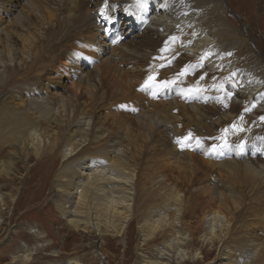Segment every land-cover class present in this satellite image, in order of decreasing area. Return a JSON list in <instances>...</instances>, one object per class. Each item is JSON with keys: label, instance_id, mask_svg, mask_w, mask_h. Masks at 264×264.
<instances>
[{"label": "rangeland", "instance_id": "rangeland-1", "mask_svg": "<svg viewBox=\"0 0 264 264\" xmlns=\"http://www.w3.org/2000/svg\"><path fill=\"white\" fill-rule=\"evenodd\" d=\"M5 1L0 0V50H4V43L1 39H4V31H8L12 35L11 38L14 47L16 46L18 56H22V42L18 34L22 32L13 25V20L11 19H13L14 14L11 7L3 4ZM26 1L21 0L19 10L23 8ZM222 1L223 8L227 13L225 17L228 16L229 18H224L221 11L217 12L219 15L221 14V23L229 31V34L232 36L240 35L239 38L245 39V43L248 46L246 50H240L241 53L233 50L232 57L237 60L236 64L239 61L245 65H254L261 60L264 61V0ZM44 7L50 11V8ZM130 7L131 5H128L125 10L116 8L114 13L116 14L117 12L118 18L115 21L111 20L113 12L108 14V9L100 11L105 21L103 26L108 30L107 39H102L99 35L100 33L94 28L78 29L79 31L71 30L67 33L63 31L61 24L58 25L54 22L43 39L36 41L33 51L30 52V55H32L30 58H32L23 60L22 70L13 74L14 77L10 80L12 83L10 82V85H7V87L9 86L8 88L5 86V91H2L4 90V85L0 87V96L2 97H0V131H2L0 132V136L2 135L0 138H3V142L1 140L2 143L0 144V163L7 158L11 150L9 144L4 141L7 136L12 135L10 133H12L13 124L8 121V115L14 110L11 115H20V122L25 119L23 120L24 122L28 120L31 123L37 121L39 114L42 116V112L29 110L26 107L27 102H24L28 100L26 94L18 92L16 98L2 103L3 96L9 90L38 89L44 94L43 96L46 97L50 106L53 107H56L62 99L66 101L70 100V97H74L76 104L78 103L79 107L81 106L82 109L87 110L93 119L96 120L98 118L96 121L103 122V125L113 134V139L117 138L121 145H127L125 137L127 133L130 134L135 142L130 143L132 155H128L127 160H132L133 157L135 159L132 161L136 162L135 168H137L138 183L142 182L143 185L148 187L151 185L150 181L152 182L163 176L164 184L167 186H163L164 191L173 186L180 192L185 214L184 224L187 232L191 233L193 238V241L184 247L190 253L193 251L200 253L202 258L194 260L188 258L181 263L174 262L172 264H210L214 261H216L215 264H220L222 262L217 263L221 257L220 249L222 243L215 241L213 245H210L205 244L201 239L206 233L203 226L204 216L213 209L216 210L219 206L223 210L225 208L213 196L212 191L215 189L224 193L223 196L225 198L229 199V193L231 192L236 196L235 199H238L236 201L239 203V211L233 210L234 206L231 200L226 201L231 213L226 212L225 214L231 219L232 227L225 242H228L227 245L230 249L228 251L232 254L233 259H238L239 262L242 261V257L239 254L246 250V245L251 239L255 241L254 243L260 244L257 246L259 250L253 264H264V185L257 182L252 176H247L243 172L244 168L242 166L239 169H243H238L239 172L229 174L223 168L215 165V163L224 158L220 154L230 155V158L236 160V163L255 159L258 164L264 165V126H260V119L257 118L258 115L254 110L249 111V109H246L248 96L245 95L244 98H241V95L239 97L236 94L237 85L233 77L227 78L220 70L211 71L204 61H200L199 57H185V60L181 53L175 54V56L172 51L168 52L172 48L169 46H174L172 45L174 42L171 43V41H175L171 38L175 37L174 34L168 38L154 36L153 39L151 37V40L154 41L155 50L153 52L158 53L156 55L158 57L156 58L155 56L152 60V62L155 61L153 64L151 61L146 66V63L137 66L130 65L129 67H119L116 64L122 70L124 78L130 75H139V79L147 80L153 74L159 84L165 80L173 81L174 78L172 77L174 75L176 77L174 84L166 88L150 87L147 90L133 88L131 91L121 89L120 87L122 86L112 87L110 85L111 82L108 81L109 79H106L109 74L104 70L105 61L107 59L118 61V57H114L119 54L117 47L122 44L126 46L136 43V45H142L143 41L147 40V36L143 33L146 32V29L138 28L135 23H132L131 29L127 28L128 25L125 24L127 23L126 17H132L133 15L129 14ZM4 8L11 14H7ZM97 10L95 9L94 13ZM43 14L47 18L48 15L46 13ZM118 23L119 26H116ZM133 26L135 27L133 28ZM56 29L59 32L63 31L58 39L53 35ZM131 30L134 32H131ZM130 33L133 34L131 35ZM222 39L225 42L228 40V44H231L232 37L230 39L223 37ZM161 54H164V56ZM95 67H100L99 79L103 86L101 93H105L104 101L97 103L92 101L86 93L87 88L85 84L79 83L78 76L79 73L83 76L91 74ZM185 70H187L186 75L180 76L178 74ZM167 71L168 74L166 73ZM109 77L113 78L112 76ZM113 79L115 80V78ZM195 88L200 90L190 91V89ZM235 98L240 99L241 102H235ZM137 99H140L141 102H138ZM174 99L178 101V106L170 110V114L168 112H166L167 114L165 113L167 117L170 115L168 117L170 122H166L167 126L169 125L168 129L163 131L164 128H161L160 132L150 133V137L145 138L144 131L139 128L136 122V116L143 112L152 113V110L157 109V107L162 109V105L166 103L164 106H168V100ZM190 103L198 107L197 112L184 106H191L192 104ZM138 105H143L144 108L142 106L137 107ZM153 105L157 107L154 106L153 108ZM40 126L42 128L48 127L49 130L53 129V125H50L52 128H49L45 121H41ZM118 126L122 127L123 131ZM238 126L243 131L241 136L235 137L236 140H234L236 142L232 146V152L227 154L226 149L228 147L217 146L222 145V137L226 138L230 145L231 140H233L231 136L238 134ZM127 129L128 131H125ZM189 133H191V138L185 139L189 136ZM197 140L200 143H197ZM240 145H243V147H240ZM214 148L216 149L215 151L213 150ZM244 149L245 152H243ZM177 157H181L178 158L180 160ZM179 161L184 164H180ZM45 162V164H42L44 161H36L35 158H32L30 160L31 168L29 167L28 169H25V166L18 162V171L13 176L15 179L14 183L11 182V186H8V179L0 175V185L3 191L7 194L11 193L13 196L17 195L16 202H12V199H9L4 208L0 207V212L3 215V226L1 225L0 227V264L8 263L12 250H16L21 242L31 246L35 244L36 241L30 234L31 226H38L46 232L48 235L47 240L50 241L53 247L62 250L61 257L64 258V256L66 257L73 253H77L78 256L87 254L89 255L87 259H92L90 261L91 264H100V260L92 256L93 249L91 247L80 248L81 245L87 246L91 243V238H95V236L90 237V235L86 236L70 231L66 228L64 220L56 211L55 199L50 197V187L54 173L53 171L50 173V163ZM189 165L190 169L187 167ZM57 168L58 166H55L54 170H57ZM145 174H148V177ZM151 176H153L152 179ZM46 179L47 181L45 182ZM42 181L45 185H42ZM18 199L21 200L19 201ZM18 201L19 203H17ZM161 202L162 197L160 198L159 196V198L151 200L149 204L154 203L159 206ZM138 222V220H135L132 223L127 236L125 235L124 237L128 246H123L122 237L106 236L99 242L101 252L106 258L105 263L145 264V260H143L145 257L154 259L157 248L162 245L161 243L164 242L165 238L155 235L148 240L145 250H135L137 243L140 241L137 231ZM35 253L36 256L34 257L37 264H47L54 259L48 256L51 253L49 251L38 252L35 250ZM140 254H143L144 257Z\"/></svg>", "mask_w": 264, "mask_h": 264}, {"label": "bare ground", "instance_id": "bare-ground-1", "mask_svg": "<svg viewBox=\"0 0 264 264\" xmlns=\"http://www.w3.org/2000/svg\"><path fill=\"white\" fill-rule=\"evenodd\" d=\"M3 4L11 7L14 14L13 19H11L13 20V25L18 27L22 32L21 34L18 33L22 42V56H18L16 46L14 47L13 45L11 33L4 31V39H1L4 43V50H0V87L4 85V90L2 91H5V86L10 85V80L14 77L13 74L22 70L23 60L25 61L32 56L30 52L33 51L34 44L37 40L43 39L54 22L58 25L61 24L63 31L67 33L71 30L94 28L100 33L98 34L102 39H107L108 30L103 26L105 21L100 11L108 9V14L113 12L111 20L115 21L118 15H116L117 12L116 14L114 13V10L116 8L125 10L128 5H131L129 14L133 15L132 17H126L127 23L125 24L128 25V29H131L132 23H135L138 28L146 29V32L143 33L147 36V40L143 38L142 45H136L137 43H133L134 45L131 46L119 45L120 47H117L119 54L114 57H118L119 60L112 61V59H107L105 61L104 70L109 74L106 79H109L108 81L111 82L110 85L112 87L122 86L120 87L121 89L130 91L133 88L147 90L143 88L146 79H139V75H130L124 78L122 70L116 64L119 67L144 65V63H146V66L147 64L149 65L148 62L150 61L153 64L155 61L152 62V60L158 53L153 52L155 50L153 46L154 41L151 40V37L153 39L154 36L168 38L174 34L176 39L175 41H171V43L174 42L172 44L174 46H169L172 48L166 51L169 53L172 51L173 55L181 53L184 56L183 59L185 57H199L200 61H204L211 71L220 70L227 78L233 77L237 85L236 94L238 96L241 95V98H244L245 95L248 96L246 109H249V111L254 110L258 115L257 118L260 119V126H264V61L261 60L254 65H245L239 61L236 64L237 60L232 57L233 50L241 53L240 50H246L248 46L245 43V39L239 38L240 35L232 36L229 34V31L221 23V14L219 15L217 12L221 11L224 18H229L228 16L225 17L227 13L223 8L222 0H27L20 10L21 0L5 1ZM44 6L50 8V11ZM95 9H98L96 13H94ZM44 10L48 12H44ZM5 12L11 14L7 10ZM43 13L48 15L47 18H45ZM117 25L119 26V23ZM62 32L56 29L53 35L58 39ZM131 32L134 31L131 30ZM223 37L227 39L232 37L230 42L232 47L231 44H228V40L225 42L222 39ZM164 54L161 55L164 56ZM99 73H101L100 67H95L91 74L89 73L85 76L81 73L78 74L79 83L85 84L87 88L86 93L95 103L104 101L105 97V93H101L103 86L99 79ZM166 73L168 74V71ZM109 76L115 78L116 81ZM172 78L175 79L176 77L173 75ZM75 90L77 89L75 88ZM18 92L26 94V97H28V100L24 101L25 103L27 102L26 107L29 110L42 112V116L39 114L37 121L32 123L31 121L28 122V120L24 122L23 120L25 119L20 122V115H11L14 110L13 112L11 111L12 113L8 112L11 113L8 115V121L13 124V128L9 127L12 128V133H10L12 135L8 134L9 136L4 141L9 144L11 150L7 155V160L5 159L0 163V175L8 179V186H11V182L14 183L15 178L13 176L18 171V162H21L25 166V169L30 167V160L32 158H35L36 161H44L42 164H45V161L49 162L50 173L51 171L54 173L50 187V197L55 199L56 211L60 214L66 228L70 231L86 236L90 235V237L95 236V238H91V243L87 246L81 245L80 248L91 247L93 249L92 256L96 259L98 258L100 264L107 263H105L106 258L101 252L99 242L106 236L122 237L123 246H128L124 237L125 235L127 236L135 220L139 221L137 231L140 237L135 250H145L148 240L155 235L165 238L164 242L161 243L162 245L157 248L154 259L147 257L143 259L145 260V264H172L174 262L181 263L188 258L193 260L202 258L200 253L195 251L190 253L184 247L192 242L193 238L191 233L187 232L186 225L184 224L185 214L180 192L173 186L164 191L165 180L163 176L158 177L152 182L150 181L151 185L148 187L143 185L142 182L138 183V173H136L137 168H135L136 162L132 161L135 159L133 157L132 160H127V156L132 155L130 143L135 142L130 134L125 133L127 145H121L120 141H117V138L113 139V134L103 125V122L96 121L98 118L96 120L93 119L87 110L82 109L81 106L79 107L78 103L76 104L74 97H70V100L66 101L61 98V102L56 107H53L50 106L46 97L43 96L44 94L38 91V89L23 88L21 91L9 90L3 96L4 99L1 102L13 100L17 97ZM235 99V102H241L240 99ZM137 101L139 102L140 99H137ZM168 101V106H164L165 103L162 105V109H158L156 105H153V108L156 106L157 109H153L152 113L143 112L138 115L136 114V122L139 128L144 131L145 138H149L150 133L160 132L161 128H164L163 131L168 129L169 125L167 126L166 122H170L168 121L170 115L167 117L166 112L170 114V110L178 106L177 100ZM150 104L152 106L151 102ZM190 104L192 105L184 106L197 112L198 107L193 106V103ZM4 106L6 105L4 104ZM141 106L143 107V105ZM141 106L138 105L137 107ZM4 108L6 109V107ZM41 121H45V124L49 125V128H52L50 125H53V129L49 130L48 127L42 128L40 126ZM121 130L123 131V129ZM125 131H128V129ZM242 131L239 127L238 134H232L233 140H230L233 144L229 142L230 147L226 149L227 154L232 152V146L236 142L235 137L241 136ZM2 139L0 138V144L3 142ZM243 152H245V149ZM220 156L224 158L215 163V165L223 168L224 171L229 174H235L239 172L238 169L242 166L244 168L243 172L247 176H252L257 182L264 185L263 164H258L255 159L253 161L243 160L242 163H236V160L231 159L230 155L225 156L220 154ZM179 162L180 164H184L181 161ZM55 166H58L57 170H54ZM187 167L191 168L190 165ZM42 185H45L43 181ZM212 194L225 208L223 210L219 206L216 210L213 209L204 216L203 226L206 233L201 237L202 241L210 245H213L215 241H219L220 244L222 243L220 249L221 257L217 263L222 261L220 264H253L259 250L257 246L260 244H256L254 240L249 239L246 250L239 254L242 257V261L239 262L238 259H233L232 254L228 251L230 250L227 245L228 242H225L232 227L231 219L225 214L226 212L231 213L226 201L231 200L234 206L233 210L239 211V203L236 201L238 199H235L236 196L231 192L229 193V199L225 198L223 196L224 193L219 192L217 189L212 191ZM16 196L4 192L0 185V207L4 208L9 199H12V202H16ZM159 196L160 198L162 197L161 205L149 204L151 200L159 198ZM18 200L20 201L21 199ZM2 216L0 212V227L3 222ZM30 234L36 241L35 244L31 246L21 242L16 250H12L10 259L6 264H37L34 257L36 256V253L34 254L35 250L38 252H51L48 256L54 259L47 264H91L90 261L92 259L88 260L89 255L87 254L78 256L77 253H73L66 257L64 256V258L61 257L62 250L55 249L50 241L47 240L48 235L46 232L38 226H31ZM140 255L144 257L143 254ZM215 263L216 261L210 264Z\"/></svg>", "mask_w": 264, "mask_h": 264}, {"label": "snow or ice", "instance_id": "snow-or-ice-1", "mask_svg": "<svg viewBox=\"0 0 264 264\" xmlns=\"http://www.w3.org/2000/svg\"><path fill=\"white\" fill-rule=\"evenodd\" d=\"M175 39L176 38L173 37V40H175ZM186 72H187V70H185L184 72L179 73V75L180 76H184V75H186ZM174 83H175V80H173V81H167V80H165V81L160 82L158 84L157 83V80H156V76L150 75L148 77V79L144 82L143 88H145V89L150 88V87L166 88V87H169L171 84H174ZM193 90L199 91L200 89L199 88L190 89V91H193ZM225 131H227V130H225ZM190 138H191V133H189V136L186 137L185 139H190ZM221 139H222L223 143H222V145H219L217 147H225V148L226 147H230V145L228 144L226 138H223L222 137ZM197 143H200V141L197 140ZM240 147H243V145H240ZM213 150L215 151L216 149L214 148Z\"/></svg>", "mask_w": 264, "mask_h": 264}]
</instances>
